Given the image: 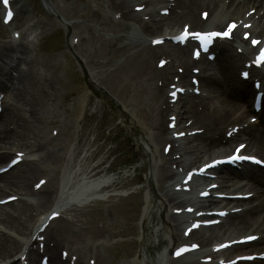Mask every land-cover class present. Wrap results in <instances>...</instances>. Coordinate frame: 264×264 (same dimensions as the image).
Segmentation results:
<instances>
[{"label":"rangeland","instance_id":"rangeland-1","mask_svg":"<svg viewBox=\"0 0 264 264\" xmlns=\"http://www.w3.org/2000/svg\"><path fill=\"white\" fill-rule=\"evenodd\" d=\"M119 1L112 0L114 4ZM48 4L51 10H47V7L45 9L41 0H13L9 3V8L14 10V19L12 24L7 25L3 24V9L0 5V54L1 51L6 53L5 62L8 64L0 60V67L3 73L9 74L1 75L0 72V80L4 83L1 91L6 94L5 107L15 115V122L11 126L16 129L18 122L28 128L24 131L18 130L17 139L1 146L10 152L25 151L27 162L38 165L40 171L31 188H34L40 179L49 181L47 185H50L52 202L63 178L69 177V182L73 183V176L83 167L92 169V166L101 162L105 168L109 165L113 169L112 166H115L114 171L117 174L113 175V181L119 183L118 187L127 186L125 193H116L118 196L109 198L108 202L68 207L64 210L62 218L55 220L49 231L56 239L61 240L65 247L74 249L75 255L80 258V264H86L90 257L97 264H139L135 262V256L140 248L141 215L145 198L142 188L144 173L140 168L144 151L135 141V137L140 136L141 132L147 133L150 138L156 155L153 165L155 193L160 200L168 203L171 191L165 180L159 179V175L161 172L169 173L172 170V161H165L167 157L162 154L165 142L156 137L158 130L165 129L167 116L164 112L161 117L165 94L163 92L160 95L157 88L160 78L154 69L160 70L157 61L162 57L171 59V72L167 76L170 78L175 65L179 63L177 56L182 50L167 44L155 51L149 49L152 37L169 31L159 29L148 34L140 31V15L151 12L158 14L160 4L151 0L146 3L147 7L142 13L134 15L136 18L131 16L115 19L116 9L111 0H48ZM201 10H197V17ZM57 17L68 22L71 35L77 37L78 41L72 52L79 55L84 68L90 71L97 89L107 92L116 105L119 104L133 120L134 127L131 130L120 123L117 110L107 99H101L97 91L93 92L87 88L74 54L64 48L66 28ZM184 23V20L180 21L175 29H179ZM11 27L20 31L21 37L18 40L12 39L8 30ZM236 34L240 36V32ZM226 43L234 48L237 46L233 41ZM17 47L24 48L22 55L17 52ZM152 54L156 55L151 58ZM4 56L1 55L0 59L5 58ZM18 56L27 61L14 59ZM9 65L15 67L11 68ZM220 69H223L222 63L219 71ZM238 69L239 67L236 68L234 76L238 75ZM20 71L26 74V92L21 98L15 96L13 88ZM30 108L34 109V114H31ZM130 131L135 137L130 135ZM185 147H188V143ZM181 161L183 159L180 160V165H174L181 170L198 163L189 164L190 157L187 158V165ZM126 164H132L128 173L118 171L123 169L119 167ZM97 170H101V167ZM15 189L12 190L19 194L22 202L34 209V215L27 217L29 228L26 235L10 233L21 244L13 257L22 251L26 237L53 205L51 202L44 208L38 207L35 197L25 190ZM176 196L179 199L182 197ZM248 202L251 205L264 203V196ZM175 203L176 208L180 207L181 210L189 205L185 203L181 206ZM172 209L171 206L167 207L162 216L167 220L173 219ZM175 225L177 226L173 227L172 231L176 234L177 243H181L183 225ZM261 227L264 228V221ZM205 233H209L208 229L192 234L188 241L199 242L202 239L199 236L202 237ZM228 237L230 236L218 237L217 241ZM152 240H144L142 243L145 254L150 258L168 246V238L163 237L162 233H157L155 241ZM212 242L205 243V247L210 246ZM255 248L256 245L248 247L247 250ZM61 249L60 246L58 251ZM196 260L195 256L172 264H195ZM37 263L39 264V260Z\"/></svg>","mask_w":264,"mask_h":264},{"label":"bare ground","instance_id":"bare-ground-1","mask_svg":"<svg viewBox=\"0 0 264 264\" xmlns=\"http://www.w3.org/2000/svg\"><path fill=\"white\" fill-rule=\"evenodd\" d=\"M157 2L163 5L160 8V11L168 10L169 12L167 15H161L160 13L154 14L152 12L151 14H145L150 15V17L147 16L149 17L148 20L145 21L141 18L138 24L140 31L143 33L148 34L159 29L160 31L163 29L169 30L167 32L175 31V27L180 21L183 20L186 22V24L190 23L196 28H205L206 31L221 30L225 20H228V22H239L240 19L243 18L245 20L244 22L253 23L251 27V33L253 35L256 34V36H254L258 37L257 39L264 38V0H176L173 2L157 0ZM111 4L112 6L114 5L116 10H121L120 12L117 11L121 18L131 17L134 15L137 16L140 14L135 12L134 9L132 10L131 5L133 3L131 0L121 1L118 4H114L111 0ZM140 5H134V7ZM200 9H202L200 12L205 11L208 13L206 20H202L200 17L196 16L197 10ZM251 9L255 10L254 14L246 17L245 13H249V10ZM135 16L134 18H136ZM165 33L166 31L161 32L158 36H162V34ZM235 38L238 39V37ZM237 42L246 49L247 54H242V52L228 43H218L215 46V51L218 55L216 60H218V63L221 62L223 65L222 81H218L217 77L215 76H200L197 79L198 87L196 88L204 90L205 94L202 95V97L194 94L188 95L186 102L187 107L184 108V112H177L179 124L185 122L188 127L184 126V129H189L196 132V134L193 136V140L188 141V147L178 146L175 140L167 137V130L161 128L157 131L156 137H158L160 141L165 142L170 148V152L168 153V156H166L167 158L165 161H172L174 168V165L181 164V159H183L181 162H184V164L187 165L186 162L188 157H190L191 162H189V164H191L200 162L212 154L224 151L229 147V143L235 140H239L237 143L245 144V150L247 152H252L253 150L259 151L261 152L259 155L264 158V129H258V127H254V125L244 126L242 124L243 117L234 118L233 111L241 106V104L238 103L236 99H241L243 94H250L254 92L253 84L248 83V81H242L240 79L237 80L234 76V71L236 68L246 66V63H243L242 60H245L247 55H250L253 51V49L248 45V42L242 41L240 38L237 40ZM17 49V52L22 55L21 51L24 48L17 47ZM149 49L151 51L156 50V48H152L150 46ZM1 55H5V58L0 60L4 64L8 65L5 62L7 59L6 53L1 51L0 56ZM154 55L156 54H152L151 58ZM16 60L23 62L27 61L26 59H23L22 56H18ZM248 64L251 65L249 61ZM9 66L11 68L15 67L14 65ZM169 66L170 65L166 64V67L161 70L154 69V72L157 73L158 77L160 78L157 87L160 91V95L163 92L164 94L166 93L165 88L169 83H171V79L176 78L187 82V78L189 77V70L186 69L185 72H176V75L172 74L171 78H168L167 76L171 72V67ZM249 69L253 73L251 78L254 81H259L263 84L261 90L264 93V72L262 70L256 69V67ZM0 72L2 73L1 75H9L8 73H3L1 71V67ZM162 76L165 78H161ZM25 77L26 74L24 71H20L18 77L15 78L13 88L16 92V97L21 98L26 92L24 86ZM3 86L4 83L0 80V88ZM214 86H218L219 91H214ZM170 108L169 102L166 101L161 111V117H163L164 112H166V115L167 113L171 112ZM4 109L5 110L0 112V123H2V129H0V166L4 164L7 158L11 155V152L2 150L4 147L1 145L7 144L8 141L12 139H17L19 136V131L28 129L25 124L18 122L16 123V129H14L11 125H13V122H15L13 118L15 115L9 112L5 106ZM29 111L31 114L35 113L33 108H30ZM173 114L174 112L170 115ZM262 117V123L264 124V113ZM126 118L128 122L127 125L129 127H134V122L131 117L127 116ZM139 142L141 144V148L144 151L141 156V165L145 174V183H148L152 187L155 180L153 165L156 155L147 133H140ZM37 148L39 149L40 146ZM19 164L21 165H16L15 167H12L0 174V199L15 197L12 202L0 206V262H6L5 260L11 259L13 255L20 249V242L10 233L12 232L19 235H26V232L29 228L27 217L30 218L34 215V209L22 202V200L18 197L19 194L12 189L16 188L18 191L25 190L28 192L30 196H33L38 200V207L44 208L49 203H51L50 185H46L49 183L45 182V184H43V188L39 191H35L31 188L33 180L40 171L38 165L34 162L27 161L20 162ZM81 172L82 173H79L78 176L83 174L88 175L87 173L92 171L88 172L87 168H83ZM177 173V171H170L169 173L161 172L159 179L165 181H174L177 177ZM102 181L104 180H99L98 182L94 181L93 184L90 183V185L86 182L84 187H82L80 184L79 188L76 190L67 191L68 177H66L63 183V186L65 187H63V192H61V197L64 196L65 201H78L84 197L85 190L89 191L91 187L101 183ZM242 182L243 184H240ZM21 187H23V189H20ZM244 188L250 189L244 191ZM212 192H218L227 195L254 193L253 198L259 199L264 195V172L260 168L251 166H243L240 169H228L227 175L223 179L219 180L218 187L215 190H212ZM6 194H8V196H6ZM170 195L171 196L168 199V203L162 201L156 202L154 196L151 197L150 195L145 198L146 213L142 217V229L144 238L147 237L148 234L153 237L156 233H160V231H162L164 236L170 237L171 242L175 246L177 237L176 234L172 235L173 232L170 231V228L175 227L176 225H172V223H183L180 219L183 217L189 219L192 217V214H185L179 219H174L178 218V216L174 215L172 216L174 218L170 220H167L164 216H162L161 212H165L167 207L169 208L171 206V208H173V206H175V202H177L175 203L176 205L181 204L182 206L184 204V202L180 201L178 196H176L178 193L172 192ZM174 196L175 198H173ZM212 198L202 201L198 199L196 203H198L199 207L196 210L202 211L207 207L217 210V208L214 207H221V210L228 211L226 215L227 218L223 221V224L211 226L207 228L209 233H205V235H202V237L199 236V238H202L201 245L205 246L204 244H207V242L214 240L217 241L218 237L223 238L230 236V238L234 239L235 236L240 235L243 231L252 228L255 229L254 233L258 232L260 223L264 221V217H262V214L264 213V203H258L252 206L249 205L248 202L244 203L246 202V199H235L234 197H231L230 199L225 200H214ZM57 204L59 205V202ZM58 205L55 207L56 209H54V212L57 211ZM194 206L195 205L193 204V207ZM244 206L247 207L244 208ZM236 208L239 209L235 210ZM197 220L201 219L197 218ZM197 232L199 231L196 229L192 232V234ZM43 234L44 233H41V231L38 232V236L40 238H42L41 236ZM263 241L264 240L261 239V242ZM36 242L37 240L34 241V243ZM220 242L223 243V241H218V243ZM62 245L63 242L59 239H56L52 232L46 235L45 241L43 243V252L45 255L49 254V264L66 260V258H63L58 252L59 247H62ZM247 246L248 245L236 246L237 248L233 247L223 253L232 254L233 252L240 250L241 248L239 247ZM39 255L41 256L37 249L29 248L26 260L29 261V264H37L36 260ZM18 261V259H15L9 263L0 264H18ZM244 264H264V260H261L260 262Z\"/></svg>","mask_w":264,"mask_h":264},{"label":"snow or ice","instance_id":"snow-or-ice-1","mask_svg":"<svg viewBox=\"0 0 264 264\" xmlns=\"http://www.w3.org/2000/svg\"><path fill=\"white\" fill-rule=\"evenodd\" d=\"M4 3H5V6L7 7V0H4ZM11 15H12V13L9 11V12H7L6 13V19L7 18H10L11 17ZM233 27V25H229L228 26V28H229V30L231 29ZM228 32L227 31H224V32H221V33H209V34H206V35H204V36H200V34H196L201 40H203V41H209L210 40V38L212 37V36H228ZM245 35H247V34H245ZM183 37H180V39H182ZM154 43H156L157 41H153ZM253 42V44H256L257 42L255 41V40H253L252 41ZM261 59L262 60H264V49H261ZM260 61H257V63H259ZM160 63L161 64H163L164 63V61L162 60V61H160ZM173 95H175L174 93H173ZM243 147V145H240V146H238V148L233 152V154L232 155H230V156H227L226 158H225V160L227 161V162H236V161H238V160H251V161H254V162H256V163H261L260 161H257V160H255V157H250V156H238V155H236V152H238L239 151V148H242ZM17 159H19V156H17ZM16 161L14 160L13 161V163H15ZM220 161H217V160H213L212 162H211V165H215V164H217V163H219ZM211 165H209V164H205L204 165V168H208V167H210ZM0 171H3V169H0ZM200 171H203V169H201ZM56 215V213H53V216H55ZM220 215H223V213H220ZM196 225H193V227H195ZM245 239H252V237H246ZM193 247H195V245H193Z\"/></svg>","mask_w":264,"mask_h":264}]
</instances>
